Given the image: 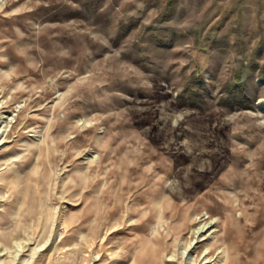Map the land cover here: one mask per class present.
Wrapping results in <instances>:
<instances>
[{"label": "rangeland", "instance_id": "obj_1", "mask_svg": "<svg viewBox=\"0 0 264 264\" xmlns=\"http://www.w3.org/2000/svg\"><path fill=\"white\" fill-rule=\"evenodd\" d=\"M0 264H264V0H0Z\"/></svg>", "mask_w": 264, "mask_h": 264}, {"label": "bare ground", "instance_id": "obj_2", "mask_svg": "<svg viewBox=\"0 0 264 264\" xmlns=\"http://www.w3.org/2000/svg\"><path fill=\"white\" fill-rule=\"evenodd\" d=\"M116 230H118V229L116 227H114V228H112V229L109 230L108 234H110L111 232H114ZM199 232H200V228H199Z\"/></svg>", "mask_w": 264, "mask_h": 264}]
</instances>
